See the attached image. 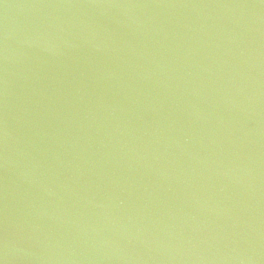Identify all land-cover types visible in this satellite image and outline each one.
Segmentation results:
<instances>
[{
  "label": "water",
  "instance_id": "95a60500",
  "mask_svg": "<svg viewBox=\"0 0 264 264\" xmlns=\"http://www.w3.org/2000/svg\"><path fill=\"white\" fill-rule=\"evenodd\" d=\"M0 264H264V0H0Z\"/></svg>",
  "mask_w": 264,
  "mask_h": 264
}]
</instances>
